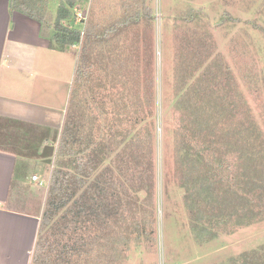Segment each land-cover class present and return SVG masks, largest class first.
<instances>
[{
    "label": "rangeland",
    "instance_id": "374dc122",
    "mask_svg": "<svg viewBox=\"0 0 264 264\" xmlns=\"http://www.w3.org/2000/svg\"><path fill=\"white\" fill-rule=\"evenodd\" d=\"M40 1L45 6L46 17L50 22L53 20L52 16L56 15V2L65 0ZM26 5L28 6L27 3ZM146 7L153 10L152 20L146 21L143 18L141 22H136L130 18L131 20L124 21L126 15L143 11ZM78 12L83 13L85 18L79 20ZM91 13L96 22H104L96 24V30L120 21L124 22L118 25L124 28H107V34L103 38L93 34L90 42L92 45L89 46L93 52V72L88 82L89 87L85 88L88 97L85 96V90H80L82 92L73 96L72 109L76 118L90 121V131L96 141L93 147L103 144L102 147L116 148L117 151L105 161L110 162V165L115 164L118 176L120 170L116 162L120 159L116 155L121 152L122 144H119L120 138L114 136L121 135L128 128L122 108H127V104L135 108L139 105L147 113L152 112L153 115L154 112L157 226L153 241H127L120 233L115 238L111 225L98 220L93 209L86 223L87 227L79 225L73 233L66 229L68 222L62 216L67 207L62 208L45 234L52 236L55 247L60 249L59 240L62 243L74 240L81 244L82 237H85L87 241V245L80 248V251L68 249L61 253L63 259L66 257L64 264H234L241 253L264 245V222L240 225L238 218L231 214L232 206L220 211L231 214L223 223L218 222L221 220L217 208L214 210L204 200L205 209L218 211L216 224L208 222L211 210L209 215L200 218L191 213L187 202L193 203V199L197 198L196 193H203L205 198L210 197V180L202 176L195 183L194 178L190 179L189 173L182 171L179 152V126L184 113L181 102L189 97L186 95L189 90L185 88V80L200 59L201 54L195 52V49L200 45L201 36L209 37L211 48L208 51L212 53L211 59L216 61L219 69V75L214 78L218 87H215L213 99L215 104L219 103L217 112L227 119H242L246 124L250 114L254 117L253 122L256 121L264 133V0H78L69 24L80 28L82 35L86 36ZM85 36L73 48L76 51V63L83 50ZM134 53L140 55L134 58L131 56ZM204 65L207 67L209 64ZM114 68L121 70V79L114 78ZM145 77L147 78L144 80ZM228 77H232V82ZM224 79L228 81L225 85ZM194 96L192 94L190 100L193 101ZM86 103L89 109H86ZM74 120L81 126L82 120ZM237 124L234 121L236 130ZM242 127L248 131L251 129L250 125ZM32 131L38 132L37 128H32ZM110 134L113 136H109ZM105 135L107 138H104ZM53 154L54 158L51 162L47 161V166L43 169V184L39 183L41 186H37L36 194H31L30 191L27 194L28 202L35 205L40 203L39 207L43 198L47 199L53 169L56 166L58 168V164L63 166V170L75 171L77 167L73 158L66 155L58 157L56 152ZM226 161L219 170L223 177L228 171L236 174L240 168L251 163L244 159L233 160L231 157ZM230 163L233 166L226 168ZM103 164L97 166L96 174L90 176L87 183L101 182L102 185L105 182V177L95 179ZM225 181V178L219 176L216 186L219 182L221 189H224ZM72 188L77 191V195L85 190L78 185ZM90 195L97 196L96 202L101 198L99 195L104 196L97 186H94L93 191L90 190ZM116 202L118 203L117 200ZM25 205L22 206L23 211L29 212L34 208ZM193 218L203 224L195 227ZM72 224L69 223L70 228H74L75 224ZM62 226L64 228L61 230ZM56 227L60 231L58 237L54 234V239ZM58 255L55 253L52 262L58 260Z\"/></svg>",
    "mask_w": 264,
    "mask_h": 264
},
{
    "label": "trees",
    "instance_id": "16d2710c",
    "mask_svg": "<svg viewBox=\"0 0 264 264\" xmlns=\"http://www.w3.org/2000/svg\"><path fill=\"white\" fill-rule=\"evenodd\" d=\"M13 1L16 6L30 16L40 21L45 19L40 12L29 8L23 0ZM77 2L78 0H65L58 6L54 22L53 40L55 46L59 49H65L69 45H77L82 42L85 36L82 35L80 28L69 24L73 15V8ZM153 17V10L146 7L143 11H136L126 15L124 21L132 19V21L141 22L143 18H146L147 21L152 20ZM120 22L109 23L108 27L104 25L96 30L95 25L104 24V22H96L93 13H91L90 25L85 36L86 41L76 63L70 99L71 106L69 107L66 124L57 151L58 157L66 155L71 159L73 158L72 160H75L77 167L75 171L63 170V166L58 164V168L56 166L53 169L52 183L48 190L42 215L40 237L34 252L35 264H64L66 257L63 259L60 255L61 253L68 249L80 251V248L82 249L83 246L87 245L86 238L82 237L84 241L82 240L81 244L79 241L74 240H69L65 243L59 240L58 243L60 245L58 244V247H61V249L56 248L51 240L52 236L48 237L47 233L45 234L46 230L53 224L58 212L65 207H67V211L62 216L65 218L66 223L68 222L66 229H70L73 233L79 225L80 227H87L86 223L90 219L91 211L94 209L95 217L98 220H104L106 224L111 225V231L113 230L112 233H114L115 238L120 233L125 236L127 241H141V239L153 241L155 239L157 202L156 147L154 141L156 136V117L154 120V112L153 115L152 112L147 113L139 105H136L135 108V106L127 104V108L125 106L122 108L128 128L121 135L114 136L115 138L119 137V144H122L121 152L116 155L120 159L116 162V165H119L120 179V176L116 173L115 164L110 165V162L106 163L105 161L106 158H110L114 151H117L116 148L102 147L103 144L93 147L96 141L90 131V121L84 118H76L72 109L74 106L73 96L76 93H79L80 90H85V96L88 97L85 88L86 86L89 87L88 82L93 72V52L90 49L92 45H90V42L92 37H94L93 34L95 33L98 38H103L107 34V28H110L109 30H123L124 27L118 25ZM206 37H199L200 45L198 48L196 47L195 52L198 54L200 52V59L197 61V65L193 66L186 75L185 88L189 90L186 94L189 97H186V100L181 102L184 113L179 126L181 130L179 152L181 153V162L183 164L182 171L185 174L189 173L190 179L194 178L195 183L203 177L210 180L209 188L211 194L210 197L205 198L203 193H196L197 198L193 199V203L188 201L187 206L190 208L191 213L197 215L198 218L209 215V210H211V216L208 217L210 224H216L218 211L221 220L218 222L220 223L226 222L231 214L238 218V224L240 225L264 222V133L256 121L253 122L254 117L250 114L248 118L245 117L249 121L246 124L242 122V119L239 121L237 117L232 118V120L230 118L227 119L222 113L217 112L219 103L215 104L213 99L215 87H218L214 78L216 79L219 75V69L215 63L216 61L214 62L211 59L212 53L208 51L211 48V44L209 37L208 39ZM140 53H134L131 56L135 58ZM205 62L209 64L207 67L204 65L206 64ZM113 71L114 78L116 80L121 79V70L114 68ZM228 78L232 82V77ZM151 79L153 78L151 77ZM218 80L221 81L220 77H218ZM224 80L223 83L225 85V82L228 83V81ZM184 91L182 92L184 93ZM192 94L195 95L193 101L190 100ZM87 104L86 109H89L90 107ZM118 113H121V111H118ZM217 115L221 120H219ZM74 119L82 120L81 126ZM234 121L236 124L239 123L236 125L237 130L234 127ZM151 125H153V128ZM246 125L251 126L250 131L242 127ZM44 136L45 133L41 135L40 140L43 142L47 138L51 145L47 149L45 148L43 154L46 153L47 161L51 162L55 150L54 145L58 139V131ZM109 136L112 137L113 134ZM104 138H107V135ZM23 153L30 154L27 151ZM121 153L124 155L121 156ZM230 157L233 160L244 159L251 163L240 168L236 174H234V171H228L223 177L219 170L221 165L226 160L228 162ZM101 164L103 165L95 179L105 177V182L102 185L101 182L98 184L96 182L93 184L87 183L88 178L96 174L97 166ZM229 166L231 167L233 164H228L226 168H229ZM219 176L226 180L223 183L224 189H221L222 186H220L219 182H217L218 186H216ZM72 177L75 179H72ZM71 179L73 182H70ZM74 185L84 187L85 190L82 194L77 195V191L72 188ZM94 186H97L104 195H99L98 197L101 198L97 202V196L90 195V190L93 191ZM185 193H187L186 190ZM203 200L208 203V206H213V209L217 208L218 211L210 208L208 210L205 209ZM230 206L233 207V213L230 214L226 211L220 213L222 209L226 208L225 210H228ZM139 210L141 211L139 212ZM201 218L203 219L204 217ZM71 222L75 224H72L74 228L69 227ZM200 224L203 223L193 218L195 227ZM63 228L64 226L60 227L61 230ZM60 229L59 227L55 228L53 238L54 234L58 237ZM118 229H121V231ZM55 253L59 254L58 260L55 259L52 262ZM67 262L71 263V261ZM234 264H264V245L241 253Z\"/></svg>",
    "mask_w": 264,
    "mask_h": 264
},
{
    "label": "crops",
    "instance_id": "0c3cea01",
    "mask_svg": "<svg viewBox=\"0 0 264 264\" xmlns=\"http://www.w3.org/2000/svg\"><path fill=\"white\" fill-rule=\"evenodd\" d=\"M23 1L45 19L30 16L13 0H0V264H35L47 199L39 207L27 194H36L40 184L32 175L42 179L48 160L43 152L51 143L41 135L58 131L57 154L76 71V44L59 49L53 40L57 11L48 22L40 0ZM24 205L34 208L26 212Z\"/></svg>",
    "mask_w": 264,
    "mask_h": 264
},
{
    "label": "built area",
    "instance_id": "2783aa9c",
    "mask_svg": "<svg viewBox=\"0 0 264 264\" xmlns=\"http://www.w3.org/2000/svg\"><path fill=\"white\" fill-rule=\"evenodd\" d=\"M77 17L79 20H82V18H85L83 13H77ZM32 180L33 181H38L40 184H43V180L40 179V177L37 174L32 175Z\"/></svg>",
    "mask_w": 264,
    "mask_h": 264
}]
</instances>
